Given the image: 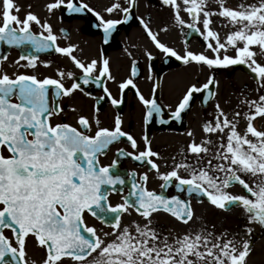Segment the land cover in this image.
Masks as SVG:
<instances>
[{"label":"snow or ice","instance_id":"obj_1","mask_svg":"<svg viewBox=\"0 0 264 264\" xmlns=\"http://www.w3.org/2000/svg\"><path fill=\"white\" fill-rule=\"evenodd\" d=\"M162 2L173 9L177 24L203 37L213 55L187 49L180 55L162 43L141 19L157 49L185 64L195 62L209 68L246 65L255 74L258 90L264 89V62L256 59L258 54L264 57V0L252 3L241 0L235 8L226 6L225 0H217L218 10L211 9L208 0ZM136 3L137 0H125L126 6L116 2L105 9L109 15L122 13V19H105L85 0L78 3L50 0L46 8L49 13L62 6L71 13L94 12L107 42L118 25L132 19ZM14 10L19 12L14 0H2L0 42L8 46L29 45L35 52L53 50L69 57L82 76L77 80L73 72L58 70V78L40 79L35 74L0 72V264H30L26 251L29 236L45 249L42 264H65L66 258L73 264H248L253 251L252 241L247 238L253 232L250 225L264 227V128H257L254 123L257 118L264 120V94L241 101L246 110L234 111L231 118L217 104L214 121L205 122L203 131L217 134L218 142L209 136L200 143H189L186 152L194 159L174 160L171 170L161 172L160 165L153 159L158 158L159 153L152 150L149 138L144 136V149L135 151L137 141L122 130L120 116L116 117L112 128L100 127L97 118L94 134H90L92 123L84 115L77 117L78 126L52 122L53 117L64 111L61 98L83 90L82 84L95 83L103 88L114 106L122 103L121 99L112 97L104 84V79H114L109 61L105 58L82 61L73 54L76 45L58 43L59 37L47 20L42 21L31 11L21 19ZM181 11L188 14L190 22L182 18ZM213 16L224 18L235 28L223 41L219 32L211 27ZM33 24L40 27L38 33L33 32ZM253 46H257L259 52ZM229 48L235 50L234 56L227 54ZM147 55L152 59L151 53ZM6 59V55L0 56V61ZM20 60H26L27 67H36L35 55H21L16 63ZM135 64L133 61V77L137 74ZM66 78L72 80L70 86L65 85ZM216 84L210 75L203 84L188 86L171 116L180 120L181 113L190 107L194 93L206 92V102L215 95L211 86ZM129 86L136 88L132 78L120 83L121 93ZM137 96L146 109L145 123L154 114H162L155 98L147 99L139 90ZM100 99L103 97L98 98L97 104ZM241 118L246 121L243 131L238 129ZM161 123L166 121L161 120ZM122 137H126L134 151L117 149V156L147 164L149 171H155L163 181L162 190L166 191L175 182L178 191L206 197L219 209L242 207L247 214L244 236L238 239L227 230L216 233L204 226L182 235L161 233L153 224V214L163 211L187 225L193 221L195 213L190 200L149 190L148 172L140 174L138 180L135 172L129 173L131 191L122 197V203L111 205L109 192L122 191L115 186L124 185L125 179L113 173L117 159L102 165L100 156L106 155L109 147ZM181 169L187 175H181ZM245 176L254 179L249 181ZM237 183L245 190L244 194L228 191ZM129 209H134L143 222L122 223L121 217ZM85 213L109 224L111 232L98 234L94 226L86 223ZM6 229L11 231L14 240L5 234Z\"/></svg>","mask_w":264,"mask_h":264},{"label":"flooded vegetation","instance_id":"obj_2","mask_svg":"<svg viewBox=\"0 0 264 264\" xmlns=\"http://www.w3.org/2000/svg\"><path fill=\"white\" fill-rule=\"evenodd\" d=\"M209 1L213 3V5L208 4L211 9H219L217 0ZM49 2L50 0H14V4L19 6V12L16 13L14 10V14H18L23 19L26 13L31 11L39 16L42 21L47 20L59 37L58 43L61 46H66L67 44L76 45V50L73 54L84 62L92 59H97L98 61L101 58L108 59L110 72L114 79H104V84L109 89L112 97L122 100L120 105L114 106L109 97L103 92L102 87L91 82L87 85L82 84L83 90L75 91L70 97L61 98V106L64 111L59 116L53 117L52 122H68L78 126L76 124L77 117L84 115L92 123V132L90 134H94L97 118L100 121V127L112 128L116 117L120 116L122 130L130 133L137 141L138 148L135 151L144 149V136L149 138L152 150L159 153V157H154L153 159L160 165L161 172L171 170L174 160L175 162H180L186 157L190 161L194 159L191 153L186 152L189 143L193 141L200 143L209 136L214 142H218L217 134H208L203 131L205 122L214 121V117L217 115V104L231 118V114L234 111L246 110V106L241 101L257 99L260 94H264V89L258 90L257 82L254 79L255 74L251 73L246 65L239 64L209 68L206 65L195 62L185 64L183 61L167 56L157 49L140 23L141 19L148 23L151 30L157 34L158 39L162 43L172 47L180 55H183L186 49L194 53L203 52L209 56L213 55L207 49L206 42L199 33L186 26L181 27L176 23L173 9L168 5H164L162 0H137L132 19L118 25L107 42L104 39L103 29L98 27L99 21L94 12L71 13L62 6L49 13L46 8ZM74 2L78 3L79 0H74ZM85 2L95 12L103 15L105 19H122V13L113 12L109 15L105 12V9L111 4L119 2L122 6H126L125 0H85ZM244 2L252 3L254 0H244ZM232 3L238 5L241 0H234ZM225 4L231 7L226 0ZM232 7L235 8V6ZM0 11H2V0H0ZM181 16L186 22H190V17L187 13L181 11ZM212 20L213 24L211 27L219 32L220 37L223 33L222 29L235 30L222 17L213 16ZM199 27L203 31L202 25H199ZM32 30L38 33L41 29L38 25L33 24ZM147 53H151L152 59H149ZM27 54L37 56L35 68L27 67L26 60H20L19 64L16 63L21 55ZM227 54L234 56L235 50L230 48ZM5 55L7 59L0 61V72L6 71L9 75L27 73L35 74L40 79L44 77L58 78L57 71L62 70L73 72L74 78L77 80L82 76L81 71L75 67L69 57L53 50L35 52L29 45L8 46L4 42H0V56ZM262 59V62H264V57ZM133 61L136 62L137 72L134 77L132 76ZM46 64L47 66H45ZM236 73L240 74L235 75ZM210 75L217 81L216 85L211 86L215 95L205 102L206 92L194 93L190 101V107L181 113V119L176 120L173 118L171 112L175 110L187 87L193 83H197L198 86L203 84ZM129 78L134 80L136 88L129 86L121 93L120 83ZM64 82L66 86H70L72 80L66 78ZM239 82H242L241 86L238 85ZM137 90L147 99L155 98L162 108V114L160 116L154 114L148 123L144 121L146 109L137 96ZM101 97L103 99H100L99 104H97L98 98ZM72 109H75V111H72ZM161 120L166 121V123H161ZM260 121L264 120L257 118L255 124L257 128H259L257 123ZM245 127L246 121L241 118L238 129L243 131ZM189 132L192 135H189ZM121 148L129 152L134 151L126 137H122L120 142L114 143L109 147L106 155L100 156L102 165L111 164L113 159H117L118 164L113 169V173L125 179L124 185L115 186L117 189H122V191L109 192L108 202L111 205L122 203V197L128 196L131 191L132 178L129 177V173L135 172V179L138 180L140 174L148 172L147 187L149 190H154L169 197L177 195L181 199L190 200L195 215L193 221H190L189 224L213 221L221 213L226 214L235 208H241L243 213L240 216L234 215L235 217L226 219V230L229 233L236 234L238 239L244 236L247 214L242 207L233 206L230 210L219 209L211 205L206 197H197L195 194L189 196L187 192L178 191L174 186L175 182L166 191L162 190L160 185L163 181L159 179L155 171H149L147 164H141L131 157L117 156V149ZM180 173L181 175H187L183 169L180 170ZM245 179L251 181L254 178L245 176ZM228 191L233 194H244L245 192L240 185L230 187ZM115 198H117V202L113 203L112 201ZM129 211L138 219H143L137 215L134 209H129ZM153 220L156 222L162 221L167 228L172 227L175 230L186 229L189 225L177 221L169 213L163 211L153 214ZM85 221L89 226H94L97 232L98 229H111L109 224L88 213H85ZM250 226L253 228V232L247 238L252 241L253 251L249 257L248 264H264V227L258 224ZM160 231L165 235L174 233V231L167 229ZM5 234L14 240L10 230L6 229ZM26 250H32L31 253L36 258L40 256V252L45 256V249L39 246L32 236L27 238ZM30 256L32 257V255ZM34 257L32 258L35 259ZM32 262L35 264V260L30 261V264Z\"/></svg>","mask_w":264,"mask_h":264},{"label":"rangeland","instance_id":"obj_3","mask_svg":"<svg viewBox=\"0 0 264 264\" xmlns=\"http://www.w3.org/2000/svg\"><path fill=\"white\" fill-rule=\"evenodd\" d=\"M227 1V4L229 3V5L232 7V6H237V5H234L232 2L234 0H226ZM208 4L209 5H213V3H211L209 0H208ZM220 31V29H219ZM230 31H234L232 29H222V35H221V41H223L226 37V35L230 32ZM254 50H256L257 52H259V49L257 46H253ZM230 49V48H229ZM229 55V54H228ZM256 59L258 60V62H262V57L257 55ZM240 74V73H239ZM238 73H236L235 75H239ZM239 86L242 85V82H239L238 83ZM256 124V121L254 122ZM258 124V127L259 128H264V121H260ZM113 203L117 202V198H115L114 201H112ZM243 213V210L241 208H235L233 209L231 212L229 213H221L219 217H217L215 220L213 221H209V222H193L191 224H189L187 226L186 229H180V230H175L174 228L172 227H169L167 228V226L165 224H163L162 221H155L153 220V224L155 227H157L159 230H170V231H174V233H171L173 235H182L183 233L185 232H195V231H199L201 229L202 226L204 227H207L208 229L210 230H214L216 233H220L222 231H225L227 229V225H226V219L227 218H232V217H235L234 215H237V216H240L241 214ZM122 223L124 224H128L130 223L131 221L133 220H136V221H140V222H143V219H138L137 217H135L133 215L132 212H128V213H125L123 216H122ZM213 226H214V229H213ZM104 232H111V229L110 230H99L98 229V234H100L101 236L103 235ZM107 239H111V237H108ZM27 251V258L30 260V261H34L35 260V264H42V260L44 258V255L40 252V256H38L36 258V256L34 257L33 254L31 253L32 250H26ZM30 255H32V257H34L35 259H33ZM65 264H73V262H71L69 259H65Z\"/></svg>","mask_w":264,"mask_h":264},{"label":"water","instance_id":"obj_4","mask_svg":"<svg viewBox=\"0 0 264 264\" xmlns=\"http://www.w3.org/2000/svg\"><path fill=\"white\" fill-rule=\"evenodd\" d=\"M233 186V185H232Z\"/></svg>","mask_w":264,"mask_h":264}]
</instances>
